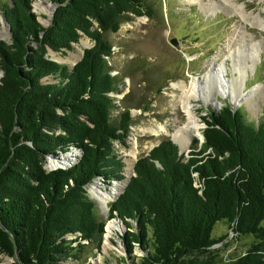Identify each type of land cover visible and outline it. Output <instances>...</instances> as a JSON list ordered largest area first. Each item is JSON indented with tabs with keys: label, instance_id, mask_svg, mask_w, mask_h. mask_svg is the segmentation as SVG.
Segmentation results:
<instances>
[{
	"label": "trees",
	"instance_id": "obj_1",
	"mask_svg": "<svg viewBox=\"0 0 264 264\" xmlns=\"http://www.w3.org/2000/svg\"><path fill=\"white\" fill-rule=\"evenodd\" d=\"M32 1L0 0L10 28V41L0 40V252L13 264H79L88 246L101 252L106 232L87 186L123 178L114 142L129 132V112L113 115L121 76L109 63L108 34L131 16L153 17L156 6L52 0L44 25ZM83 36L92 46L73 65L48 57ZM207 114L202 143L186 154L162 140L110 204L108 217L118 212L127 225L128 264H216L225 236L213 235L216 222L253 236L230 264H264V122L229 104ZM72 147L82 150L77 162L47 169L49 156Z\"/></svg>",
	"mask_w": 264,
	"mask_h": 264
},
{
	"label": "rangeland",
	"instance_id": "obj_2",
	"mask_svg": "<svg viewBox=\"0 0 264 264\" xmlns=\"http://www.w3.org/2000/svg\"><path fill=\"white\" fill-rule=\"evenodd\" d=\"M39 3L51 6V12L41 9ZM152 3L156 6L153 17L131 16L116 32L108 34L113 52L109 63L113 66V73L121 76L120 92L111 93L117 104L113 115L119 117L123 112H129V132L125 142H114L115 153L124 163L121 171L123 178L106 183L95 177L92 181V184H96L101 192L113 191L112 199L101 203L99 199L92 196L91 184L87 186L88 193L97 203L99 215L106 222L104 228L106 232L101 252L94 251L93 247L88 246L86 252L80 256L79 264H128V253L120 238V233H124L123 228L122 230L114 229L110 234L108 232L109 223L118 221L116 214L112 218L108 217L109 207L124 191L128 180L134 175L133 167L136 161L147 155L162 140L174 141L168 132L174 131L185 121L186 116L177 101L180 92L174 90L171 83L180 80L188 83L192 76L205 72L215 59L218 63L222 62L227 54V40L236 27L241 30L246 29V34L252 33L254 41L264 40L263 29L251 27L240 17L238 11L226 7L219 1L211 3L203 0L196 3L191 0H154ZM236 3L246 4L248 12L260 11L264 17V0H236ZM54 7L56 6L52 0H33L30 3L31 11L38 15L39 21L44 25H48ZM0 30L2 31L0 40L9 42L10 28L4 16L0 17ZM172 38H176L177 46L172 44ZM90 46L92 41L83 36L79 43L74 44L72 50L66 51V54L49 49L47 55L55 61L73 65L82 57L84 48ZM253 60L256 66L254 70L248 71L245 84L244 86L241 84L239 89L242 93H248L243 101L236 104L230 100V97H223L220 94L217 95L218 105H206L201 101H193L202 135L193 131L192 141L184 149L177 143L181 152L187 154L192 150V146H195V142L198 145L202 143L203 129L206 127L203 118L207 117V112L219 110L227 104L234 109L242 108L248 118L256 122H264V88L258 93L250 91L256 84L264 83V42L261 43L260 58L255 53ZM227 63L229 71L226 77L232 78L234 76L232 60H228ZM1 75L0 70V77ZM253 98L258 100L255 106L252 105ZM174 100L177 101L175 103L177 105L174 104ZM162 123L167 125L168 132L155 134L150 131L152 127ZM66 152L71 154L74 162H77L82 154L81 150L75 147ZM60 157H63L62 152L57 156L51 155L48 160L51 158L57 160ZM48 160L47 169H54L55 167ZM213 235H225L222 241L214 246L218 254L216 264L232 263L243 254L253 240L251 234L236 236L223 222H216ZM142 253L139 246L135 245L133 254L140 256ZM13 262V257L0 252V264H13Z\"/></svg>",
	"mask_w": 264,
	"mask_h": 264
},
{
	"label": "bare ground",
	"instance_id": "obj_3",
	"mask_svg": "<svg viewBox=\"0 0 264 264\" xmlns=\"http://www.w3.org/2000/svg\"><path fill=\"white\" fill-rule=\"evenodd\" d=\"M199 3L203 0H191V2ZM211 3L214 1H219L221 4L225 5L228 8H232L235 11L240 13L242 17L251 27H258L264 31V17L259 11L254 13L253 11L246 10V4L238 5L236 0H208ZM41 9L47 10L49 13L52 10L51 6L48 4L39 3ZM230 11V10H229ZM233 12V11H232ZM2 31L0 30V34ZM246 29L241 30V28L236 27L233 30L231 37L227 40L226 43V57L223 58L222 62L218 63L215 59L210 63L209 67L198 76H192L191 80L187 83L184 80L173 81L171 87L179 91L178 94V104L181 110L186 116L185 121L181 126H177L174 131L168 132L167 125L162 123L158 124L150 129L151 132L159 134L160 132H168L174 141L179 144L180 148L184 149L189 146L192 141L193 131L199 132L200 135V123L198 121V116L196 114V108L194 107L193 101H201L206 105L213 104L218 105V97L228 96L233 103L238 104V102L243 101V98H247L248 93H242L240 85L244 86L245 79L247 78L248 71L254 70L256 66L255 61L253 60L254 54L258 55V58L261 56V43L262 41H254L253 35L246 34ZM228 60H232V70L234 76L232 78L226 77V74L229 71ZM264 83L256 84L250 91L258 93L263 91ZM252 92H249V94ZM256 95V94H255ZM175 97V98H177ZM177 101H173L174 104ZM252 105L257 104V98H253ZM177 105V104H175ZM240 105V104H239ZM177 120H175L176 122ZM73 156V155H72ZM119 182V181H118ZM116 188V187H115ZM90 191L92 196L96 197L103 203L105 200H111L113 197V191L101 192L98 190L96 184L90 185ZM109 202V201H108ZM109 223V222H108ZM123 226L119 221L111 222L108 225L109 234L114 231V229H121Z\"/></svg>",
	"mask_w": 264,
	"mask_h": 264
},
{
	"label": "water",
	"instance_id": "obj_4",
	"mask_svg": "<svg viewBox=\"0 0 264 264\" xmlns=\"http://www.w3.org/2000/svg\"><path fill=\"white\" fill-rule=\"evenodd\" d=\"M55 4V3H54ZM55 6H56V4H55ZM54 9H55V7L53 8V11H52V13H51V16L53 15V13H54ZM171 42H172V44H174V45H178V42H177V40H176V38H172L171 39ZM234 109V108H233ZM235 110V109H234ZM82 151V150H81ZM63 154V157H60L59 159H57V160H54V159H50V160H48L49 162H50V164H52V166L53 167H55V168H68L69 166H71V164H74L75 162H74V159L70 156L71 154H69V152H65V153H62ZM50 157V156H49ZM74 162V163H73ZM90 184H92V182L90 183ZM89 184V185H90ZM88 185V186H89ZM116 214V219L121 223V225L123 226V231H124V233L126 232V230H127V225L125 224V222L123 221V219L120 217V215H119V213L118 212H116L115 213ZM121 231V230H120ZM123 234V232H121L120 233V235H122ZM127 253V252H126Z\"/></svg>",
	"mask_w": 264,
	"mask_h": 264
}]
</instances>
